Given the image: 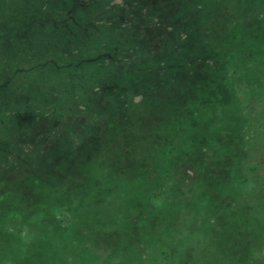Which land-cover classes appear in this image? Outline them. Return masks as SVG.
Listing matches in <instances>:
<instances>
[{
	"label": "rangeland",
	"instance_id": "374dc122",
	"mask_svg": "<svg viewBox=\"0 0 264 264\" xmlns=\"http://www.w3.org/2000/svg\"><path fill=\"white\" fill-rule=\"evenodd\" d=\"M117 2L134 57L73 27L92 4L70 28L0 0V264H264V44L226 50L242 20L264 41V0Z\"/></svg>",
	"mask_w": 264,
	"mask_h": 264
},
{
	"label": "trees",
	"instance_id": "16d2710c",
	"mask_svg": "<svg viewBox=\"0 0 264 264\" xmlns=\"http://www.w3.org/2000/svg\"><path fill=\"white\" fill-rule=\"evenodd\" d=\"M62 1L64 3H62ZM74 1H75V3H72V0H71V3H69V6L72 4V6L70 8V7H68L66 0L65 1L64 0H40V3H41L40 8H42V9L45 8L46 12L43 15L42 19L39 20V22H38V20L37 21L35 20V21L38 22L39 25H42L43 23L47 24L48 23L47 21L50 20V18L47 17V15L49 16L50 15V12H51V14H53L52 11L57 10V9L58 10L55 11L56 18H60L61 17V19H62L64 17V14H68V18H72V15H70V12H72V11H78V10H83V9H79V8H82L84 6H87V4H88V6H90L92 4L93 6L91 7L90 12H92L91 15L93 17L90 18V20L88 18L86 20V18H85L84 20H81L80 19V20H78L76 22H73V25H75L73 27H77V26H81L82 27L83 24H84V25H86L84 29L87 32H91V30L96 31L95 30V26H98L100 28V29L98 28V32L103 31V30L104 31H107L108 30V32H111L112 33L113 30H114V31H118L120 33H123L124 35H127L128 33L129 34L130 33H135L134 29H137V27H136L137 26V23L135 21V17H139L140 18V14L141 13L140 14L139 13L137 14L136 13L137 12V9H135V10L132 11L131 9L124 7V5H126L125 3H123L124 5L121 6V3L117 2V0H86V1H84V0H74ZM129 1L130 0H126V3L127 2L129 3ZM57 2H59V3L56 4ZM141 2L142 3L143 2L149 3V0H141ZM29 7L30 8H33L34 5L31 4V5H29ZM63 7H67V8H63ZM40 8H37L35 10L34 15H36L40 11ZM60 8H61V10H59ZM66 9H68L67 12H66ZM202 10H203V8H201V7L198 8V10H197L198 15H201L202 14ZM87 16L88 15H86V17ZM154 17H156V18H153L155 20V19H157L159 17V15L154 16ZM68 18L65 17L64 19H62V21H65L63 23V26L69 25L70 28H72V26L70 25V23L67 22ZM116 18H117V20H116ZM85 20H86V22H85ZM239 25L240 26H236L235 29H232V31L231 30H228L226 32V34H228V36H227L228 39H230L231 41H235V39L237 37L236 42L238 41V43H236V44L234 43V44L227 45L226 46V50L231 51L232 49H235V47H237V45L242 46V48H246V47L247 48H249V47L256 48V46H258L259 44L260 45H263L264 44V41L260 40V38H262L263 36H257V39L258 40H256V42H255L254 38H252V36H255V35L252 34V29L249 28V26H247L245 24V21L244 20H242L241 21V24H239ZM55 26L57 28L60 27L58 25H55ZM88 26H91V27H88ZM151 26H149V27H151ZM156 26H160V25L158 24ZM141 28H143L144 31L140 32L139 34H145L144 32H146L148 34L150 33V31H149L148 28L142 27V26H141ZM74 29H76V28H74ZM150 29L153 30V28H150ZM156 29H158V27H156ZM168 31L169 30H163L164 33H166L168 36H170V34L168 33ZM233 32H234V34H233ZM167 35H166V37H167ZM135 37H136V33H135ZM180 37H182V36L180 35L179 38ZM98 38L99 37H96V39H98ZM137 38L138 37H136L134 39L132 38V40L135 43L134 46H133V41L132 40L127 41V43H130V44H128L126 46V48L124 47L125 48V55L126 56H129V57L136 56V55H134L133 52H134V50H135V52H137V49L140 48L139 45L135 42L137 40ZM238 38H240V39L238 40ZM96 39H93L92 42H89L88 44H91V45H94L92 43H95L96 44ZM58 41H59L58 46L61 47V48H65L66 46L67 47H70V46L72 47L73 46L72 44H75V43L77 44L78 43L77 41L76 42H71L67 38L66 39H62V40L59 39ZM186 43L187 42H185V43H183L182 45H179V46L180 47L182 46L183 48H185V44ZM191 44H193V43H191ZM191 44H188V47H187L188 50H194L195 49V47L193 45H191ZM234 45H236V46H234ZM155 46H158V48H164L165 47L167 49V45L166 44H160V42L157 43V44H155V45H153L150 48H153ZM101 48L102 47L100 46V47L96 48V50L100 51ZM166 49H165V51H166ZM171 49L172 50L174 49V51H177V53H176V55L174 57L172 56L170 58V62L171 61L172 62H176V61H178V55H179V51L178 50H179V47H178V45H175L174 48H171ZM65 50H67V48H65ZM261 50H262V48L260 49V51ZM150 51H151V49H150ZM70 52H71V50H70ZM77 55L78 54H72L71 56H67V59L70 60L71 57H75ZM108 55H110L109 52H108ZM162 55H163L162 52H158V54L156 53L154 55L153 54H150L149 57H146V58L143 57V61H141V62L144 63V64L150 63V68H149L150 70H152L151 68H157V70L158 69L159 70L170 69L172 67V65H170V67L168 68V66H167L168 64L164 63V61L161 58ZM199 58L200 57H198V58H191L190 57L189 58L190 59V61H189L190 64L193 63V65L195 66L199 62ZM170 73L171 72H169V74ZM153 85H155V84H153ZM132 89H135V85L131 83V86H130V89L129 90H132ZM150 89H152V88H150ZM129 92H131V91H129ZM130 97L132 98V95ZM147 100H148L147 101L148 104H152V103H150V100L149 99H147ZM132 130H134V129H132ZM144 131H145L144 133L137 132L138 134L136 133L135 135H139L140 137H144L145 135H147L146 134L147 131L146 130H144Z\"/></svg>",
	"mask_w": 264,
	"mask_h": 264
}]
</instances>
